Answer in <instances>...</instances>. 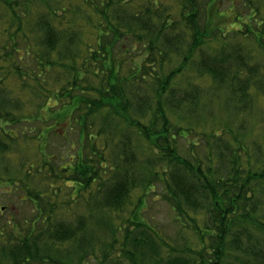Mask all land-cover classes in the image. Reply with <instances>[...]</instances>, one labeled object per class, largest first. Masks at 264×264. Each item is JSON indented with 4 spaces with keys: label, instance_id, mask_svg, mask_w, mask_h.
Masks as SVG:
<instances>
[{
    "label": "trees",
    "instance_id": "trees-1",
    "mask_svg": "<svg viewBox=\"0 0 264 264\" xmlns=\"http://www.w3.org/2000/svg\"><path fill=\"white\" fill-rule=\"evenodd\" d=\"M244 4L234 38L202 22L199 0H0V180L33 204L0 223L2 259L264 264V162L233 128L264 96L252 52L264 51V12ZM44 106L57 107L44 116ZM214 110L228 125L209 122ZM73 123L75 152L57 164L49 135L66 138ZM33 130L35 156L16 166L14 141ZM197 135L207 148L195 150ZM158 183L180 221L173 241L143 215Z\"/></svg>",
    "mask_w": 264,
    "mask_h": 264
},
{
    "label": "rangeland",
    "instance_id": "rangeland-1",
    "mask_svg": "<svg viewBox=\"0 0 264 264\" xmlns=\"http://www.w3.org/2000/svg\"><path fill=\"white\" fill-rule=\"evenodd\" d=\"M199 1L201 3V8H202L203 23L207 22L208 19L214 20L213 21L214 23L215 21L216 23H222L223 26L221 27L225 31L226 30L231 31L228 32L229 36L234 38H239V34H235L234 32H232V30L236 29L237 27H240L241 24L238 25L237 21H235L234 18L239 13L242 14L243 19L246 20L249 11L248 6L244 4L246 0H242V1L241 0H199ZM258 1L261 5L262 8L261 11L263 13L264 0H258ZM0 35H2L1 31H0ZM0 38H1L0 43L2 44L4 40L2 37ZM211 39L214 40L216 38L211 37ZM246 42L249 43L248 41ZM251 44L254 45V43ZM133 45H135V48L131 52V56L133 55L137 56V58L135 57V59L138 61L142 60V56L144 55L142 54V52L145 49L141 45L139 46L135 39L131 37L129 38L126 37L125 48L128 49L130 46ZM130 48L132 49V47ZM252 52H254L255 54L254 61H258L259 63L261 62L264 64V51L257 50V46L254 45ZM7 71L8 70H6L5 72ZM12 87H13L12 89L15 92H18V89L14 84L12 85ZM254 100L255 101L251 111L249 110L250 112L246 113L241 120L240 119L236 120L233 124L234 125L233 128L239 134V137L243 138L244 143L250 145V143L252 142L254 147L253 157L254 156L255 158L261 157L262 161L264 162V96L255 93ZM57 106L54 107L44 106L45 107V110L43 111L44 116L51 115L52 112L56 110ZM230 118L231 117L227 114V111L225 113L224 111L214 110V115L210 116L208 120L209 122L213 120V123H215L217 127H223L224 125H228ZM65 119L70 120L71 117H67ZM49 122L51 121L49 120ZM240 124L243 125L240 126ZM64 125L65 124L63 123V126ZM5 127L10 128V126L8 125H5ZM63 132H66V138H63L61 133L56 134L55 132H51L48 139L49 144L51 145L50 151L54 155L53 161H57V164L64 162V160L67 159L68 153L71 154L74 153L75 152L74 145L78 143V129L76 128V125H74V123L72 128L68 127L67 129H64ZM37 133L38 130H33L31 133L22 134V136H20L19 138L16 139V141H14V143L16 144V148H15L16 154L15 156H13V159L16 166L20 162H24L25 160H26L25 163H27L28 165V159L30 160L35 156V153L32 152L31 149L33 142L31 140H26L27 139L26 136L33 135L31 139H35L34 134ZM200 138L201 137L198 135L193 138V141H196V143L198 144L195 150L202 149V146L206 147V140L202 138V140L200 141ZM67 140L73 141L75 143L73 145V148H70V144L67 142ZM218 170L221 172L220 167H218ZM216 175L219 174L216 173ZM9 187L10 186L5 183V180H0V217H1L0 223H2L4 226H12L11 224L8 223L9 221L8 219L12 220L14 216L15 217L18 216L17 218L22 220L24 217L31 215L33 212L32 202L30 200L26 201L22 199L25 193L24 190L19 188H16V190H11ZM46 188H48V186H46ZM70 189H71L70 187L69 188L65 187L66 191H70ZM163 191L165 190L163 189L162 184L158 183L157 186L154 188V190L149 193L148 203L146 204V210L143 212V215L149 221V223L152 226H154L155 229H157L162 234L163 237H165V239H167L168 241H173V239L178 237V232H180L179 231L180 221L177 222L176 219L177 214L170 205V203L165 198L164 196L165 193ZM82 200L83 198H81V201L80 200L78 201L79 202L78 204L76 205L74 204L73 206L74 211L83 212L85 210V207L81 203ZM2 206H6V208L2 210L1 209ZM132 207H133V199L130 202L129 209L126 210L125 213L120 216V218L125 219L126 217L130 216ZM12 208L13 209L15 208L16 211L13 216H12L13 213L11 211ZM4 237H6V235ZM5 240L7 241V239ZM5 261H6L5 259H2L0 257V264H3V262ZM6 264H8L7 261ZM88 264H96L94 258L91 257Z\"/></svg>",
    "mask_w": 264,
    "mask_h": 264
}]
</instances>
